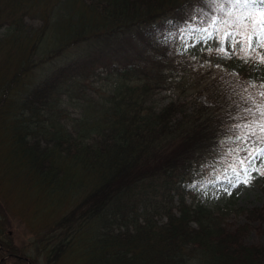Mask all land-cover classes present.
Wrapping results in <instances>:
<instances>
[{
	"label": "trees",
	"instance_id": "16d2710c",
	"mask_svg": "<svg viewBox=\"0 0 264 264\" xmlns=\"http://www.w3.org/2000/svg\"><path fill=\"white\" fill-rule=\"evenodd\" d=\"M218 7L0 0V129L13 146L10 161L38 190L74 202L53 223L61 233L49 263L72 252L86 264H264V245L245 242L252 225L234 226L228 205L207 206L193 186L194 165L217 161L224 143L235 146L232 126L251 106L242 97L260 102L264 90L248 87L264 83V64L238 53L196 62L199 54L178 43L190 16ZM162 92L169 100L158 103ZM10 224L0 204V264H34L14 245Z\"/></svg>",
	"mask_w": 264,
	"mask_h": 264
},
{
	"label": "rangeland",
	"instance_id": "374dc122",
	"mask_svg": "<svg viewBox=\"0 0 264 264\" xmlns=\"http://www.w3.org/2000/svg\"><path fill=\"white\" fill-rule=\"evenodd\" d=\"M30 23L35 25L37 21L31 20ZM189 44V47L183 49H189L193 55H195L194 52L198 53L196 62L201 61L203 57H207L209 60H220L221 57L225 56L217 51L219 44L215 40H209L207 43L198 42L194 45L189 41ZM234 54L231 53V55ZM156 99L158 103L169 100L166 92L158 94ZM70 110L73 111L72 115H75L74 109L71 108ZM233 147L230 143H224L222 156L217 161L214 159L204 165H194L192 167L195 180L193 186L198 189L199 198L202 202L209 207L217 208L218 206L228 205V208L231 209L238 207L248 209L244 213H239L237 209V211L230 209L227 219L234 226L251 224L252 229L249 235L246 236V242L248 244L264 245V220L256 218L258 215H264V176L252 173L255 179L251 181L250 185L241 184L231 190V195L218 183L213 182V177L220 175L225 167L222 163L225 153ZM12 154L13 146L9 142L8 136L0 129V204L2 212L11 220L7 230L13 234L12 241L14 245H17L21 251L24 249L23 252L29 255V260H34V264H51L47 258V251H51L54 243L59 242L61 233L53 230V223L60 216L59 212L66 211L74 202L62 195H50L47 190L46 193H43L42 190L33 187L31 179L26 178L27 175L24 174V171L20 170V167H16L17 164H12L13 162L10 161ZM8 187H10V190H8ZM252 210H256V213L249 212ZM51 213L53 214L51 215ZM74 240L77 242V238ZM72 249L73 246L71 251ZM63 256L53 264L87 263L86 258L77 259L78 255H73L72 252L67 255L68 257Z\"/></svg>",
	"mask_w": 264,
	"mask_h": 264
},
{
	"label": "snow or ice",
	"instance_id": "6c2138e0",
	"mask_svg": "<svg viewBox=\"0 0 264 264\" xmlns=\"http://www.w3.org/2000/svg\"><path fill=\"white\" fill-rule=\"evenodd\" d=\"M219 7L211 14L189 17L178 29V43L182 48L198 42L215 40L217 51L230 57L238 53L245 60L264 64V0H216ZM226 6V7H225ZM248 87L264 89L260 85ZM247 92V87L244 88ZM260 102L249 95L242 100L251 106L246 115L232 126L230 148L222 160V173L213 177L229 195L241 184L249 186L255 179L252 173L264 176V90L259 91ZM230 161V162H229Z\"/></svg>",
	"mask_w": 264,
	"mask_h": 264
},
{
	"label": "bare ground",
	"instance_id": "6f19581e",
	"mask_svg": "<svg viewBox=\"0 0 264 264\" xmlns=\"http://www.w3.org/2000/svg\"><path fill=\"white\" fill-rule=\"evenodd\" d=\"M51 1H52V0H51ZM37 9H38V7H37ZM27 15H28V14H27ZM23 22H24V21H23ZM23 22H22V23H23ZM5 26H6V25H5ZM19 30H20V29H19ZM6 32H7V31H6ZM3 34H4V33H3ZM73 50H74V49H73ZM70 51H71V50H70ZM71 53H73V52L71 51ZM39 54H40V53H39ZM43 56H44V55H43ZM70 56L72 57L73 55H70ZM66 57H68V55H67ZM71 57H70V58H71ZM141 57H142V56H141ZM144 57H145V56H144ZM144 57H143V58H144ZM74 58H75V57H74ZM46 59H47V58H46ZM58 59H59V58H58ZM144 59H146V57H145ZM147 60H148V59H147ZM61 61H63V60H61ZM42 62H43V61H42ZM44 62H45V61H44ZM46 62H47V61H46ZM56 62H58V61H56ZM54 63H55V62H54ZM22 64H23V63H22ZM22 64H20V65L22 66ZM58 64H59V62H58ZM58 64H57V65H58ZM44 65H45V64H44ZM48 65H49V64H48ZM61 65H62V64H61ZM51 67H52V66H51ZM59 67H61V66H59ZM62 67H63V66H62ZM49 68H50V66H49ZM56 68H57V67H56ZM24 70H25V69H24ZM58 70H59V68H58ZM51 71H52V70H51ZM22 82H24V81H22ZM23 84H24V83H23ZM26 86H27V85H26ZM59 88H60V87H59ZM64 90H65V89H64ZM28 92H29V91H28ZM63 93H65V92H63ZM20 94H21V93H20ZM20 94H19V95H20ZM99 94H100V93H99ZM101 94H102V93H101ZM82 95H83V94H82ZM24 96H25V95H24ZM31 96H32V95H31ZM102 96H103V95H102ZM22 97H23V96H22ZM62 97H63V96H62ZM100 97H101V96H100ZM25 100H26V99H25ZM84 100H85V99H84ZM60 102H61V101H60ZM78 102H79V101H78ZM94 102H95V101H94ZM98 102H99V101H98ZM73 103H74V102H73ZM96 103H97V102H96ZM85 104H86V103H85ZM76 105H77V104H76ZM74 106H75V104H74ZM87 106H88V105H87ZM87 106H86V107H87ZM89 106H90V105H89ZM91 106H93V104H92ZM91 106H90V107H91ZM58 107H59V106H58ZM82 108H83V107H82ZM84 108H85V107H84ZM78 109H79V108H78ZM85 109H86V108H85ZM84 111H85V110H84ZM85 112H86V111H85ZM65 113H66V112H65ZM77 113H78V112H77ZM79 113H80V111H79ZM85 116H86V115H85ZM95 118H96V117H95ZM106 118H107V117H106ZM106 118H105V119H106ZM108 118H110V117H108ZM81 119H82V118H81ZM99 119H101V118H99ZM102 119L105 120L104 118H102ZM73 120H75V119H73ZM84 120H86V118H84ZM93 120H95V119H93ZM97 120H98V119H97ZM112 120H113V119H112ZM78 121H79V119H78ZM80 121H81V120H80ZM87 121H88V120H87ZM106 121H107V119H106ZM117 121H118V119L116 120V122H117ZM176 121H177V120H176ZM92 122H94V121H92ZM99 122H100V121H97L96 123H99ZM102 122H103V121H102ZM114 122H115V121H114ZM87 123H88V122H87ZM89 123H90V122H89ZM81 124H84V122H82ZM92 124H94V123H92ZM92 124H91V125H92ZM101 124H103V123H101ZM101 124H100V125H101ZM109 124L111 125V121H110ZM112 125H113V124H112ZM84 126H85V125H84ZM97 126H98V125H97ZM115 126H116V125H115ZM171 126H172V125H171ZM93 127H95V125H94ZM93 127H92V128H93ZM105 127H106V125H105ZM88 128H89V127H88ZM111 128H112V127H111ZM83 129H84V128H83ZM85 129H86V128H85ZM113 129H114V127H113ZM87 130H88V129H87ZM87 130H86V131H87ZM92 130H93V129H92ZM94 130H95V129H94ZM96 130H98V129H96ZM111 130H112V129H111ZM86 131H84V132H86ZM84 132H83V133H84ZM93 132H94V131H93ZM95 132H96V131H95ZM89 133H90V132H89ZM97 133H98V132H97ZM99 134H100V133H99ZM86 135H87V133H86ZM89 135L91 136V134H89ZM89 135H88V136H89ZM82 136H83V135H82ZM84 137H85V136H84ZM92 137H93V136H92ZM228 138H229V137H228ZM90 139H91V138H90ZM103 139H104V137H103ZM225 139H227V138H225ZM96 140H97V139H96ZM98 141H99V140H98ZM93 142H94V141H93ZM99 142H100V141H99ZM94 143H95V142H94ZM91 145H92V144H91ZM91 145H90V146H91ZM215 145H216V144H215ZM86 146H88V145H86ZM81 147H82V146H81ZM216 147H217V146H216ZM76 150H78V149H76ZM207 154H208V153H207ZM11 162H12V161H11ZM5 163H7V162H5ZM5 163H3V164H5ZM12 164H13V163H12ZM14 164H15V163H14ZM5 165H6V164H5ZM2 167H4V166H2ZM0 168H1V167H0ZM2 169H3V168H2ZM4 171H5V170H4ZM24 172H25V171H24ZM71 173H72V172H71ZM191 173H192V172H191ZM26 174H27V173H26ZM26 174H25V175H26ZM69 174H70V173H69ZM28 175H29V174H28ZM30 175H31V174H30ZM5 176H6V175H5ZM32 176H33V175H32ZM189 176H190V175H189ZM176 177H177V176H176ZM7 178H8V177H7ZM14 178H15V177H14ZM15 179H16V178H15ZM34 179H35V178H34ZM179 179H180V178H179ZM179 179H178V180H179ZM185 179H186V178H185ZM9 180H10V179H9ZM181 180H182V178H181ZM186 180H187V179H186ZM12 181H13V178H12ZM37 181H38V178H37ZM57 181H58V180H57ZM57 181H56V182H57ZM173 181L176 182V180H173ZM10 182H11V181H10ZM178 182H179V181H178ZM186 182H187V181H186ZM190 182H191V181H190ZM7 183H8V182H7ZM7 183H6V185H7ZM53 183H54V182H53ZM4 184H5V182H4ZM11 184H12V183H11ZM15 184H17V183H15ZM18 184H19V182H18ZM37 184H38V183H37ZM37 184H36V185H37ZM33 185H34V184H33ZM38 185H39V184H38ZM54 185H55V184H54ZM63 185H64V184H63ZM56 186H57V185H56ZM59 186H60V185H59ZM65 186H66V185H65ZM65 186H64V187H65ZM33 187H34V186H33ZM52 187H53V186H52ZM52 187H51V188H52ZM14 188H15V186H14ZM14 188H13V189H14ZM35 188H37V187H35ZM53 188H54V187H53ZM56 188H58V187H56ZM56 188H55V189H56ZM60 188H61V187H60ZM65 188H66V187H65ZM187 188H188V187H187ZM27 189H28V188H27ZM42 189H43V188H42ZM8 190H10V187H8ZM25 190H26V189H25ZM190 190H192V189H190ZM50 191H51V189H50ZM50 191H49V193H50ZM54 191H55V190H54ZM47 192H48V191H47ZM8 193H9V192H8ZM45 193H46V192H45ZM51 193H52V192H51ZM56 193H57V192H56ZM160 193L163 194L164 192H163V193L160 192ZM195 193H196V195H197V192H195ZM50 195H52V194H50ZM53 195H54V194H53ZM163 195H164V194H163ZM43 196H44V194H43ZM57 196H58V195H57ZM51 197H52V196H51ZM164 198H165V196H164ZM42 199H43V198H42ZM48 200H49V199H48ZM58 200H60V199H58ZM41 201H42V200H41ZM41 201H40V202H41ZM158 201H159V200H158ZM163 201H164V200H163ZM165 201H166V200H165ZM161 203H162V202H161ZM40 204H41V203H40ZM157 205H158V204H157ZM163 205H164V204H163ZM160 206H161V205H160ZM157 207H159V205H158ZM163 207H164V206H163ZM33 208H34V206H33ZM35 209H36V208H35ZM154 210H155V209H154ZM140 211H141V210H140ZM152 211H153V210H152ZM161 211H162V210H161ZM226 211H227V210H226ZM49 212H50V211H49ZM154 212H155V211H154ZM157 212H158V211H157ZM157 212H155V213H157ZM165 212H166V211H165ZM227 212H228V211H227ZM227 212H226V213L224 212V213L227 214ZM231 212H232V211H231ZM238 212H239V211H238ZM134 213H135V212H134ZM136 213H137V212H136ZM145 213L148 214V212H145ZM228 213H229V212H228ZM243 213H244V212H243ZM52 214H53V213H51V215H52ZM140 214H141V213H140ZM149 214H150V213H149ZM237 214H238V213H237ZM237 214H236V215H237ZM160 215H161V214H160ZM220 215H221V214H220ZM230 215H231V214H230ZM136 216H138V215L136 214ZM136 216H134V218H135ZM142 216L144 217V215H142ZM161 216H162V215H161ZM162 217H163V216H162ZM226 217H227V216H226ZM237 217H238V216H237ZM152 218H153V217H152ZM224 218H225V217H224ZM145 219H146V218H145ZM148 219H149V218H148ZM222 219H223V218H222ZM222 219H221V220H222ZM149 220H150V219H149ZM127 221H128V220H127ZM147 221H148V220H147ZM153 221H154V220H153ZM222 222H223V221H222ZM139 223H140V222H139ZM156 223H157V222H156ZM158 223H159V222H158ZM167 224H168V223H167ZM204 224H206V223H204ZM123 225H125V224L123 223ZM128 225H129V224H128ZM244 225H245V224H244ZM165 226H167V225H165ZM202 226H203V224H202ZM246 226H247V225H246ZM172 227H173V226H172ZM206 227H207V226H206ZM206 227H204V228H206ZM226 227H227V226H226ZM244 227H245V226H244ZM125 228H127V227H125ZM122 229H123V228H122ZM192 229H193V228H192ZM198 229H199V228H198ZM194 230H195V229H194ZM199 230H200V229H199ZM205 231H206V230H204V233H205ZM250 231H251V230H250ZM196 232H197V231H196ZM237 232H238V231H237ZM197 233H199V232H197ZM200 234H201V233H200ZM238 235H239V234H238ZM243 235H244V234H243ZM234 236H235V235H234ZM246 236H247V235H246ZM246 236H245V237H246ZM141 238H142V237H141ZM141 238H140V239H141ZM204 238H205V237H204ZM237 238H238V237H237ZM240 238H241V237H240ZM143 239H144V238H143ZM201 240H202V239H201ZM203 240H204V239H203ZM237 240H238V239H237ZM111 241L113 242V240H111ZM140 241H141V240H140ZM232 241H233V240H232ZM201 242H202V241H201ZM236 242H238V241H236ZM236 242H235V243H236ZM241 242H243V241H241ZM245 242H246V241H245ZM134 243H135V242H134ZM134 243H133V244H134ZM144 243H146V241H145ZM227 243H228V242H227ZM235 243H234V244H235ZM101 244H102V242H101ZM135 244H136V243H135ZM137 244H138V243H137ZM137 244H136V246H137ZM231 244H232V243H231ZM231 244H230V245H231ZM237 244H238V243H237ZM10 245H11V244H10ZM140 245H141V244H140ZM5 246H6V244H5ZM103 246H104V245H103ZM103 246H102V247H103ZM195 246H196V245H195ZM195 246H194V247H195ZM48 247H49V246H48ZM102 247H101V248H102ZM191 247H192V246H191ZM6 248H7V247H6ZM197 248H199V247H197ZM215 248H216V247H215ZM231 248H232V247H231ZM259 248H260V247H259ZM104 249H105V248H104ZM238 249H240V248H238ZM147 250H148V249H147ZM232 250H233V249H232ZM4 251H5V250H4ZM23 251H24V249H23ZM228 251H229V249H228ZM147 252H148V251H147ZM156 252H157V251H156ZM230 252H231V251H230ZM234 252H235V251H234ZM141 253H142V252H141ZM148 253H149V252H148ZM173 253H174V252H173ZM142 254H143V253H142ZM148 255H149V254H148ZM156 255H157V254H156ZM50 257H51V256H50ZM67 257H68V256H67ZM108 257H109V256H108ZM108 257H107V258H108ZM137 257L139 258L140 256H137ZM150 257H152V256H150ZM2 258H3V257H2ZM27 258H28V257H27ZM110 258H111V257H110ZM167 258H168V257H167ZM180 258H182V257H180ZM67 259H68V258H67ZM142 259H143V258H142ZM168 259H169V258H168ZM186 259H188V258H186ZM50 260H51V259H50ZM109 260H110V259H109ZM137 260H138V259H137ZM176 260H177V259H176ZM179 260H180V259H179ZM164 261H165V260H164ZM166 261H167V260H166ZM169 261H171V260H169ZM136 262H137V261H136ZM175 262H176V261H175ZM175 262H174V263H175ZM165 263H167V262H165ZM110 264H111V263H110ZM167 264H168V263H167ZM169 264H170V262H169ZM175 264H176V263H175ZM185 264H186V262H185Z\"/></svg>",
	"mask_w": 264,
	"mask_h": 264
}]
</instances>
